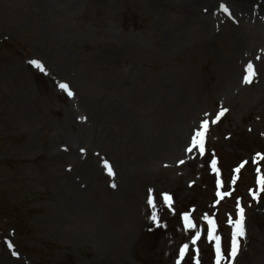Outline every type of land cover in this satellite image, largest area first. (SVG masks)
Wrapping results in <instances>:
<instances>
[{
    "label": "rangeland",
    "instance_id": "374dc122",
    "mask_svg": "<svg viewBox=\"0 0 264 264\" xmlns=\"http://www.w3.org/2000/svg\"><path fill=\"white\" fill-rule=\"evenodd\" d=\"M70 1L0 0V264H215L204 216L230 242L238 201L246 235L228 259L264 264V68L244 93L222 98L217 88L231 55L225 31L209 47L195 35L171 45L165 29L176 19L161 18L147 0ZM34 59L43 69L29 63ZM117 106L131 121L144 116L159 143L177 111H186L190 127L207 119L205 153L186 151L161 167L167 152L158 143L152 173L141 172L115 193L104 165L116 164L115 151L99 147L94 133L101 122L125 129L111 124ZM221 108L227 111L212 123ZM218 153L227 169L247 158L255 171L244 177L256 174L257 181L242 183L233 171L224 182ZM217 179L230 196L216 195ZM185 212L196 228L184 226Z\"/></svg>",
    "mask_w": 264,
    "mask_h": 264
},
{
    "label": "bare ground",
    "instance_id": "6f19581e",
    "mask_svg": "<svg viewBox=\"0 0 264 264\" xmlns=\"http://www.w3.org/2000/svg\"><path fill=\"white\" fill-rule=\"evenodd\" d=\"M54 1L59 5H63L61 2L67 4L71 2L70 0ZM147 2L161 18L172 16L176 19L177 24L174 29L165 27V34L171 45L185 42L195 35L209 47L220 31L229 34L231 55L229 54L225 59L224 76L217 88L222 98H233L240 92L244 93L247 86L260 76L264 65V0H147ZM221 4H225L231 14L225 15L220 7ZM107 58L110 59L111 64L120 66L115 54H108ZM249 62L254 66L255 75L251 77L250 83H246L244 76L248 74L246 66ZM171 91L168 87L169 95ZM117 108L118 106L114 110L115 118L111 124H121L125 129L119 132L115 126L106 128V124L103 123L107 122H101L94 136L102 140V143L98 144L99 147H111L112 152L115 151L114 177L119 188L122 189L130 185L134 177L141 172L152 173V168L156 165L151 154L159 151L156 148L159 139L154 127L143 123L144 116H134V120L131 121L130 112L125 111L123 106V113L117 111ZM185 112L177 111L173 126L169 119L164 136L161 129V143L158 146H161V154L164 145L167 152L162 154L161 162L158 163H161V167L175 163L177 159L183 157L191 144L193 130L200 128L198 124L190 127V120ZM110 137L112 139L106 141ZM91 155L95 156L96 150ZM89 166H93V163L91 162ZM116 191L114 190L115 193Z\"/></svg>",
    "mask_w": 264,
    "mask_h": 264
},
{
    "label": "snow or ice",
    "instance_id": "6c2138e0",
    "mask_svg": "<svg viewBox=\"0 0 264 264\" xmlns=\"http://www.w3.org/2000/svg\"><path fill=\"white\" fill-rule=\"evenodd\" d=\"M220 7L225 11L230 13L229 8L225 4H221ZM30 64L35 65L37 68L43 69V65L39 60H31L29 61ZM247 72L248 74L244 76V82L250 83L251 82V77L255 75L254 71V66L251 62L247 64ZM59 87L61 89H64L67 91V94L69 96L73 95V92L69 90V85L67 83H60ZM227 111L226 108H221L219 113L216 115V118L212 121V123H215L216 120L220 118L225 112ZM207 115V114H206ZM81 119H85V117H81ZM209 124V121L207 119L202 120L200 123V130H197L195 134L191 137V144L190 146L186 149L187 152H192L193 149L198 150V152L203 155L205 153V131L207 129V126ZM85 151L83 148L81 149V152ZM260 153H257V156H260ZM264 158V157H262ZM183 163V161H181ZM105 168L108 171V174L111 176L115 175V172L113 171L111 165L108 163L107 160L104 161ZM243 167V165H240L235 169V171L238 173L240 172V168ZM211 168L214 172L217 173V176H219L220 169L217 167V160L215 158H212L211 160ZM259 171V170H258ZM259 183L261 185H264V177H261L259 179ZM217 184V193L216 195L220 198H223L225 196H230L231 192H221L219 191L221 181L217 179L216 181ZM113 188L116 187L115 182L112 183L111 185ZM264 190V188H262ZM153 190L149 189V193H151ZM251 191V190H250ZM164 201L171 206L172 203V197L170 196L169 193H161L160 194ZM256 193H253V196L255 197ZM219 201H217L218 203ZM148 203L152 205V207H155V204L153 202V198L150 195V198L148 200ZM238 209V214L236 219H229L228 223L232 225V232H231V247L230 250L228 251V256H225L224 254V249L222 248V243H221V237L216 235V229H217V224L215 219H213L211 216L205 214L204 219L207 221L208 229H207V235L210 240L215 241V264H222L223 261L226 259L228 260V264H232V259H234L237 256V253L239 251V246H240V238L244 237L246 235V229H245V214H244V208L240 205L239 201L237 202L236 205ZM183 215V221H184V226L188 229H194L196 228V224L192 221L189 213L185 212L182 214ZM152 219L155 220L156 216L153 214ZM201 233L200 231H196L195 235L192 238V243L195 244L196 241L199 239ZM9 247H12L11 244H9ZM189 248L188 244H184L181 249H180V257L183 258L185 256L186 250ZM197 255L199 254V249L196 250ZM13 255H18V253L13 252ZM228 257H231L232 259H228ZM177 264H179V261H177ZM196 264H200V260L196 259Z\"/></svg>",
    "mask_w": 264,
    "mask_h": 264
}]
</instances>
